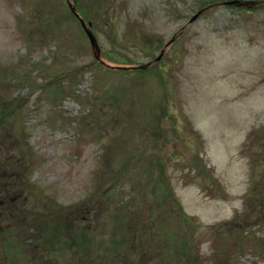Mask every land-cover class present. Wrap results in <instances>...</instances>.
I'll list each match as a JSON object with an SVG mask.
<instances>
[{"label":"rangeland","instance_id":"1","mask_svg":"<svg viewBox=\"0 0 264 264\" xmlns=\"http://www.w3.org/2000/svg\"><path fill=\"white\" fill-rule=\"evenodd\" d=\"M85 1L0 0V264H264V0Z\"/></svg>","mask_w":264,"mask_h":264},{"label":"trees","instance_id":"2","mask_svg":"<svg viewBox=\"0 0 264 264\" xmlns=\"http://www.w3.org/2000/svg\"><path fill=\"white\" fill-rule=\"evenodd\" d=\"M106 1L107 0H90V3L91 4H94V5H96V7L98 8V10H101L102 8H103V5L106 3ZM220 1H222V0H205L204 2H203V5H202V7L203 8H205V7H209V6H212V5H215V4H217L218 2H220ZM74 2H75V7L77 8V10L79 11V13L82 15L83 14V16H84V18L87 20V19H90V17H88V14H87V12H86V4L88 3V2H86L85 0H74ZM264 2V1H263ZM86 3V4H85ZM243 8V7H242ZM244 9H246V8H244ZM246 10H249V8L248 9H246ZM71 17L72 18H75L76 16L73 14V13H71ZM90 24H91V26H93V24H96L95 23V21H93V20H91V21H88ZM48 25V24H47ZM96 26V25H95ZM92 28V27H91ZM144 40L146 41V44H148L151 48L152 47H154L156 44H160V41L158 40V39H156L155 37H147V38H145L144 37ZM136 73H147V72H151L153 69L152 68H148V69H133ZM117 72H120V73H128V72H130V71H123L122 69H119V70H117ZM1 74V73H0ZM77 75L78 74H76V76H74L73 78H71L70 80H72V81H74V80H76L77 79ZM119 91H122L123 92V88L122 89H118V90H114V92L113 91H109V94H108V99L110 100V102H111V104H110V106H109V108L110 109H112L113 111H121V109H122V104L121 103H119ZM124 93V92H123ZM3 98V97H2ZM4 99V100H3ZM3 99H1V102H0V114L2 115V118L3 117H9V116H12L14 113H16L17 112V110H16V106H17V101L16 100H12L11 98L9 99V98H3ZM21 103V102H20ZM101 117H96L94 120L95 121H99V122H102V120L100 119ZM103 118V117H102ZM5 120V119H4ZM4 120H1L0 119V123L2 122V121H4ZM0 166H1V169H2V162L0 161ZM10 169H14V168H12L11 166H6V170H5V172H10ZM205 168L202 166L201 167V170H204ZM3 170V169H2ZM4 171V170H3ZM4 174V173H3ZM5 175V174H4ZM8 179V178H7ZM262 184L264 183V180H262V182H261ZM264 188V187H263ZM255 189V191L257 192V195L255 196L256 198H257V200H258V202L259 203H262V204H264V193L262 192V190L261 189H259V187H258V184H256V187L254 188ZM264 190V189H263ZM156 191H157V189H156ZM52 216V215H51ZM128 216V217H127ZM132 216H129V215H125L124 216V218H123V220H126L125 222H127L128 223V221L130 222L129 224H131L132 222H133V220H132V222H131V218ZM47 218H50V217H48V215H43V216H41V217H39V219H37V221H35V223L34 224H39L41 227H42V233L44 234V235H46L48 238L49 237H51L52 236V234H55V236L53 237L52 236V239H51V242L50 243H48V241H47V243L46 244H50V245H52L53 246V250L54 249H56L58 246V244H59V242H60V240H62V236H63V234H65L66 233V230H64V231H62L61 232V230H60V226L61 225H63V221L64 220H60V219H63V217L62 216H60V218H59V222H60V224H59V228L57 227V229H54L53 231H54V233H51V232H49L48 231V225H47ZM42 219H44V224H41V220ZM60 230V231H59ZM138 234H139V232H138V230H135V232H134V234H133V236H138ZM141 235H143L144 237H148V235H146V234H144V232L143 233H141ZM129 236L130 237H132V234H129ZM71 237V239H72V241H76V240H78L79 242H80V240L78 239V238H76V236H70ZM141 243L144 245V244H146V243H150V241H143V238L141 239ZM88 243H90V242H88ZM83 244V243H82ZM18 245H21V247H22V244H21V242H19L18 243Z\"/></svg>","mask_w":264,"mask_h":264},{"label":"water","instance_id":"3","mask_svg":"<svg viewBox=\"0 0 264 264\" xmlns=\"http://www.w3.org/2000/svg\"><path fill=\"white\" fill-rule=\"evenodd\" d=\"M69 2V6L72 10V12L75 14V16L80 20L81 24H82V27L83 29L85 30V32L87 33L90 41H91V44H92V47L94 48L95 50V56L98 60H100V49L98 47V43H97V39L95 37V34L93 33V31L91 30L90 26L87 25V23L84 21V19L81 17V15L78 13L76 7L70 2V0H68ZM225 4H233V5H238V6H245V7H248V8H253L254 6L257 5V2H254V1H240V0H236L234 2H226ZM204 13V10L198 12L197 14H195L192 19L190 20V23L194 22L195 20H197L199 18V16ZM174 41V39L168 43V45L172 44ZM164 55V51L163 53L157 58L156 61H159L162 59ZM101 61V60H100ZM102 62V61H101ZM152 65V63L148 64V65H143V66H140V67H135V69H147L149 68L150 66ZM120 68V67H119ZM134 69V68H133Z\"/></svg>","mask_w":264,"mask_h":264}]
</instances>
